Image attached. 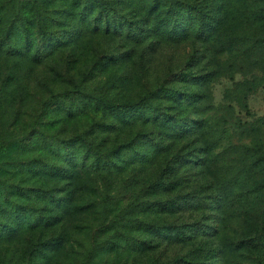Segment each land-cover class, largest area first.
<instances>
[{"label":"rangeland","instance_id":"374dc122","mask_svg":"<svg viewBox=\"0 0 264 264\" xmlns=\"http://www.w3.org/2000/svg\"><path fill=\"white\" fill-rule=\"evenodd\" d=\"M28 1L0 0V41L9 26L14 30L23 21L33 42L31 51L23 47L19 55L0 50V183L13 185L31 176L24 165L34 159L64 164L47 141L84 134L99 113L90 108L86 115L70 116L60 105L44 106V99L71 89L91 67L97 73L85 85L90 94L107 91L135 99L164 81L191 89L197 94L189 112L195 133L181 143L183 167L171 177L175 189L149 190L150 198L160 199L165 208L154 205L137 212L149 228L121 220L122 212L130 219L136 214L120 207L157 177L159 160L127 169L124 201L115 208L110 193L122 183L108 192L96 180V190L91 176L81 173L74 186L82 188L88 208L65 215L62 228L69 240L64 248L50 260L29 262L28 233L0 239V264H183V257L189 264H264V0H221L222 28L213 41L163 40L154 51L147 49L151 52L143 59L138 56L141 47L93 29L94 21L85 14L75 17L78 0H41L47 28L62 41L41 62L32 59L42 34ZM209 1L215 0L203 3ZM192 54L199 62L188 69L195 78L184 82L185 61ZM122 60L123 65L113 66ZM125 135L127 128L118 135L101 134L97 141L113 149ZM137 169L138 182L128 184ZM172 201L175 205L167 209ZM162 225L177 229L178 239L167 235L169 229L165 235L156 233Z\"/></svg>","mask_w":264,"mask_h":264},{"label":"trees","instance_id":"16d2710c","mask_svg":"<svg viewBox=\"0 0 264 264\" xmlns=\"http://www.w3.org/2000/svg\"><path fill=\"white\" fill-rule=\"evenodd\" d=\"M40 1H28L35 9L34 15L42 34V40L40 39V44H37L32 54V59L36 62L53 54L62 43L47 28L45 14L39 11ZM204 1L206 0H78L75 17L80 18L85 14L94 21L93 29L103 30L112 39L115 37L126 40L134 48L141 47L138 56L143 59L157 49L163 40L170 43L189 41L193 44L197 41H213L222 28L218 10L222 6L221 0L209 1L207 5ZM22 23L24 22L21 21L14 30L9 26L5 37L1 38L0 50L9 56L19 55L20 48L25 47L29 52L33 47L29 36L31 30ZM147 49L151 51H146ZM194 56L190 55L185 61L184 82L195 78V74L188 70L199 63L194 60ZM124 63L125 60H122L113 66L118 67ZM96 70L97 67H91L71 89L51 93L44 99V106L60 105L70 116L86 115L90 108L99 113V119L93 121L84 134L67 140H45L56 147L60 161L64 164L34 159L32 163L24 165L31 176L26 179L21 177L20 183L13 185L0 183V239L10 240L28 233L29 262L41 257L50 260L56 251L64 248L69 240L62 228L65 215H69L72 210L88 208L82 198V188L74 186L81 173L82 176H91L96 190L97 183L101 180L103 190L108 192L118 181L122 183L115 194L110 193V204L115 208L124 201L122 194L129 179L127 169L131 166L136 169V166L159 160L161 168L157 177L142 185L132 194V200L120 207L128 208L136 214L130 219L126 212H122L121 220L126 219L131 225L149 228V223L139 217L137 212L150 210L154 205L165 208L160 199L156 201V198H150L152 192L149 190L157 187L167 191L175 189L171 177L183 167L179 164L183 159L179 151L195 133L191 129L189 112L195 107L197 94L191 89L180 90L171 85L172 81H164L135 99L116 98V95L108 94L107 91L90 94L85 91V85L90 82L88 77L97 73ZM117 87L120 89L119 85ZM132 127L136 130L130 131ZM125 128L127 137L125 135L124 140L113 149H104L102 142L97 141L101 134L118 135ZM37 132L40 136L44 134ZM139 174L138 169L134 171L131 177L135 180L128 184L138 182ZM165 177L169 179L167 183L164 181ZM23 181L28 182L27 185H23ZM48 181L52 182L48 184ZM175 203L176 201H172L166 205L167 209L172 208ZM105 204L107 206L108 202ZM14 221H18L17 226L12 225ZM167 231L169 237L174 235L178 239L179 231L175 228L170 230L163 225L155 228V232L160 235H165ZM181 260L183 264L190 263L186 257Z\"/></svg>","mask_w":264,"mask_h":264}]
</instances>
